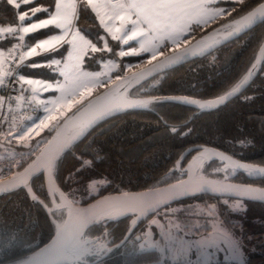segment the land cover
I'll use <instances>...</instances> for the list:
<instances>
[{"label":"trees","instance_id":"16d2710c","mask_svg":"<svg viewBox=\"0 0 264 264\" xmlns=\"http://www.w3.org/2000/svg\"><path fill=\"white\" fill-rule=\"evenodd\" d=\"M261 1L263 0H248L243 6L238 0L221 2L224 9L230 11L236 9L231 17H221L200 31L197 26L192 25L184 38L192 40L210 29L216 27L223 29L224 24ZM16 2L21 5L19 9L9 4L8 0H0V27L18 28L21 21L17 15L22 13L29 14L30 19L27 17L26 21L45 18L51 12L53 0H35L29 4H24L23 0ZM241 7L243 11L240 10ZM34 8H47L49 12H39L33 16ZM81 8L83 6L77 10L78 18L74 24H80L81 34L86 39H94L93 44H96V33L99 30L94 29L90 33L93 24L91 19H87L88 12L85 7L84 17L79 22ZM50 32L54 33V30L48 26L23 36L24 40L28 41L29 37L30 43H33ZM19 36V31L14 36L0 33V51L7 53L16 40L21 43L23 51ZM263 36L264 19L239 37L203 57L180 64L144 81L127 95L187 96L196 99L216 97L229 90L242 78ZM110 45L113 51L116 44ZM112 51H108L110 58H114ZM108 53L105 58H109ZM58 54L60 55L59 52ZM94 58L103 60V52H91V55L85 57L82 64L84 70L92 72L99 67L98 62L91 63ZM31 64L32 66H29ZM37 64L39 62L33 59L29 64H24L18 73L38 79L51 78L53 71ZM114 80L116 79L109 83ZM106 85L108 84L103 85L92 95ZM174 128L176 131H173ZM193 145L210 146L238 160L264 165V63L260 64L251 82L237 96L210 112L195 113L176 104L152 102L148 103L144 110H126L104 120L61 154L53 179L71 203L76 205L84 204L103 194L153 188L180 178L177 172H168V169L173 166V162L184 148ZM185 160L186 158L180 166ZM215 167L216 164L210 163L204 166V172ZM221 174L224 173L218 170L217 173L211 172L206 176L220 179ZM231 180L264 186V180L249 181L242 175H235ZM30 187L36 197L34 203L28 201L22 190L0 197V264H15L21 261L50 237L55 225L63 217V211H54L53 214L50 210L40 176L31 180ZM194 200L213 203L214 211L219 214L221 222L227 227L231 225L228 227L231 233L228 231L221 233L233 239L242 264L250 262L264 264L262 204L234 200L243 205L242 210H229L222 201L230 202L232 199L200 195L166 207L179 206ZM126 228V219L107 222L104 226L98 222L86 229L85 236L101 239L102 235L106 234L114 244L122 237ZM127 243L129 241L112 248L104 258L92 264H145L154 260L152 251L133 255L132 249L126 248ZM248 248L250 252L247 251Z\"/></svg>","mask_w":264,"mask_h":264},{"label":"snow or ice","instance_id":"6c2138e0","mask_svg":"<svg viewBox=\"0 0 264 264\" xmlns=\"http://www.w3.org/2000/svg\"><path fill=\"white\" fill-rule=\"evenodd\" d=\"M35 0H23L24 4L33 3ZM219 0H87V6L96 13L100 19L101 25L105 31L108 32L113 40L121 41L123 44H128L129 41H136L140 44L139 50L132 49L131 52L121 51L119 55L121 57L125 55H139L143 52H151V59L148 61L151 63L155 60L158 55H162V51H158L164 45L165 41H169L172 44L179 47V41L190 31V25L195 24L197 27H201L218 17L232 16V12L236 11L233 8L231 11L224 8H213L211 5L218 3ZM248 0H238L242 6L245 5ZM9 4L14 5L17 9L21 7L16 0H8ZM77 7L78 0H55V13L50 14L49 19L40 20L39 23H31L27 27H21L20 32L30 33L35 32L37 29L45 28L49 25H55L65 30V35L71 34L73 37L72 43L74 49H76L80 56L86 54L90 48L92 52L97 51H111L108 47L107 41H105L104 49H98L95 44L91 43L84 36L80 35L79 31L75 33H69V28L73 25V21L77 19ZM243 11V7L240 9ZM39 12H49L47 8H34L32 15L34 16ZM133 16L135 18H133ZM26 17H29L28 13L20 15L19 20L21 24L25 21ZM264 19V4L254 11L248 13L246 16L241 17L239 20H233L231 25H224L225 28H231L232 30L228 33L229 36L237 35L246 29H250L258 20ZM119 21V27H116L115 22ZM132 25L130 29L126 28V25ZM143 25V27H142ZM0 33H6L9 36H14L17 33V28L14 27H0ZM63 36L52 37L51 40H45L39 43L36 47L29 49L26 53H20L17 60L16 49L20 45H14L8 49L7 53L0 51V86H4L7 83L6 78L13 76L15 73L14 69L6 68V65L10 62H16L20 66L24 65L27 57L37 55V49L44 50L47 47H51L53 42L59 43L63 40ZM103 39V38H102ZM19 40L23 41L24 36L20 35ZM216 43L215 40L212 44ZM212 45L209 44L208 47ZM205 49H201V54ZM71 55V54H70ZM187 51L177 57L170 58V62L164 65L158 66V68L149 69L147 72L139 73L134 77L135 81L139 83L141 79H144L146 75L151 72L158 70L159 68L168 67L171 63L179 62L185 59ZM11 58V60H9ZM80 57L78 56L77 59ZM56 63H59L57 61ZM264 63V47L260 49V55L257 57L256 63L252 65V68L243 76V78L232 87V89L224 95L208 101L190 100L188 98H178V102L191 104L198 107L200 110H207L215 108L220 104H223L226 100L231 98L240 92L249 81L256 74V69ZM108 71H115L117 65L109 61L106 65ZM108 71L103 73H77L73 77L65 75V83L58 85L57 90L60 91L61 95L56 99L44 102L45 112L49 113L43 120L40 121L36 128V135H39L40 131L49 128L52 121L58 120L60 117H64L66 112L71 111L77 104H81L87 96H91L93 90L97 85H103L101 76H107ZM117 80H124L122 85H117V88L113 93L107 94L103 99L106 101L104 104L99 105L89 119L82 121L78 125L77 136L59 142L55 148L48 151L47 155L42 154L37 157V162H34L25 170V173L21 174L23 180L21 183L24 186H29V178H35L41 171L48 174L51 182V177L57 167V160L60 154L71 144L75 139H78L80 135L88 130L97 120L111 114L114 111H119L126 107H147L150 101H129L123 94L127 91V87L131 81L126 80L120 76L116 77ZM21 83V91H27L23 88L24 84L29 86L41 85L40 81L25 80L23 76L19 78ZM52 85H44L43 89L47 90L52 88ZM123 89V91H121ZM38 92L37 87H32L33 99H36ZM77 93L79 98L77 99ZM24 100V96L21 95L17 98V105ZM3 101L0 99V104ZM51 105V107H49ZM34 130L29 127L27 131L23 129L16 131L10 129L8 135L12 136L15 132L16 136L20 140L25 138H31L30 134ZM173 131H176L174 128ZM39 145V142H37ZM49 144L52 142L49 141ZM87 163V162H85ZM19 185L12 184L4 187H0V192L5 190H13ZM29 191L31 188L29 187ZM58 191V190H56ZM55 194V192L53 193ZM61 204H55L54 208L67 207L69 209V220L64 224L57 225L56 236L52 241L51 245L46 246L41 250L38 255H45L46 260L43 264H72L74 261H82L86 255H91L94 252L99 253L100 249L103 248L102 244L92 243L85 238L84 229L88 227L94 220L102 219V216L88 213H77L73 218V210L71 208V202L67 201V198L63 193H60ZM33 199H36L33 196ZM157 205H151L148 211H152ZM114 211H119L115 209ZM53 214H55L53 210ZM154 246V245H153ZM24 264H37L35 257L25 261Z\"/></svg>","mask_w":264,"mask_h":264},{"label":"water","instance_id":"95a60500","mask_svg":"<svg viewBox=\"0 0 264 264\" xmlns=\"http://www.w3.org/2000/svg\"><path fill=\"white\" fill-rule=\"evenodd\" d=\"M260 4H264V0L254 5L252 8L244 12L239 17L235 18V20H239L241 17L246 16L248 13L254 11L260 6ZM233 20L227 22L224 25H231ZM262 20L263 19L258 20L256 24H258ZM256 24H254L252 27H254ZM250 29H246L245 31L239 34L232 36L228 35V33L232 29L225 27L223 29H221L220 27H216L204 32L203 34L197 36L192 40H189L180 47L175 48L172 51L159 56L155 60H152L151 63L148 62L140 66L139 68L121 76L122 78L131 81V83L127 87V91L124 92L123 94L126 96V98L129 101H150V103L152 102L171 103V104L187 107L193 110L195 113H206L214 110L215 108L226 103L231 98L237 96L246 86L236 95L226 100L223 104H220L215 108H211L203 111L194 105L178 102V98H188L190 100H198V101L214 100L224 95L225 93L229 92L232 89V87L229 90L225 91L224 93L208 99H196L187 96L130 97L127 94L130 90L140 85L144 81L164 71L174 68L180 64L186 63L193 59L201 58L204 55L208 54L209 52L213 51L214 49L239 37L240 35H242L243 33L247 32ZM213 40H215L216 43L212 44ZM209 44H211L212 46L208 47ZM262 47H264V36L261 39L257 47V50L255 52L254 58L250 66L247 68L246 72L244 73V75L249 71L250 68H252V65L256 63L257 57L260 55V49ZM202 48H204L205 50L201 54ZM186 51H187V56L185 59L179 62L171 63L170 66L168 67L159 68L158 70L151 72V74L146 75L144 79H141L139 83L135 81L134 77L137 76L139 73L147 72L149 69L158 68V66L169 63L170 58L177 57L185 53ZM258 68L259 66L257 67V69ZM251 80L249 81V83L251 82ZM123 83H124L123 79L122 80L116 79L112 81L104 88H102L100 91L87 98L74 110L65 114V116L62 117L60 121L52 129L50 134L43 142L42 146L37 150V152L32 156V158L14 174L0 181V187L12 185V184L19 185L13 190H5L3 192H0V197L13 193L17 190H22L28 201L30 203H34L36 199H33V196H35V194L33 193L32 189L31 191H29L30 182L33 178H29V186H24L21 183V181L23 180L21 174L25 173V170L28 169L29 166L32 165L34 162L38 163L37 157H40L42 154L47 155L48 151L55 148L59 142L77 136L79 131L78 125L82 121L89 119L90 116L95 111V109L99 105H102L106 102L103 98L107 94L113 93L114 90L117 88V85H122ZM121 91H123V89H121ZM144 109H146V107L137 106V107H126L119 111H114L111 114L103 117L102 119L97 120L90 128H88L86 132H84L83 135H80L78 139H75L74 142H78L79 140H81L92 128H94L97 124L103 122L104 120L119 115L126 110H144ZM49 141H51L52 143L49 144L48 143ZM74 142L69 144V146L72 145ZM184 158H186V160L183 162L182 166H180V163L183 161ZM210 163H214L217 165L219 171L225 174L224 178L217 179L208 176H200L199 172L201 170V167L209 165ZM171 171L177 172L180 178L175 181L169 182L167 184L156 186L153 188H147L137 191L114 192V193L103 194L81 205H76L71 203V208L73 210V218H75L77 213L95 214L103 217L102 219L94 220L92 223L88 225V227L90 225L97 224L98 222H101L102 225L104 226L107 222H115L121 219H126L127 221V228L124 234L116 243H114L110 247H107L106 244L103 243V241H97L95 238H89L87 236H85V238L94 244L95 243L102 244L103 245L102 249L105 252H107L112 248L119 247L127 239V237L132 232V230L141 221H144L146 218L152 216L157 211L161 210L162 208L170 204L181 201L183 199L200 196V195L258 203L264 206V186L254 185L250 183L235 182L231 180L235 175H242L246 180L249 181L264 180V165H256L238 160L210 146L193 145L184 148L178 154L176 160L173 162V166L168 169V172ZM38 176L41 177L43 191L47 198L50 210L63 211V217L61 221L55 225L52 234L42 245L31 251L25 258H23L21 261L15 264H24L25 261H28L33 257L36 258L37 264H43V262L46 260V256L38 255V254H40L41 250L44 249L46 246L52 244V241L56 236L57 225L64 224L66 221L69 220V209L67 207L54 208V203L61 204L62 201H61L60 193L63 192L55 184L53 175L51 177V182L46 172L41 171L39 174L35 176V178ZM54 192L55 194H53ZM64 196L67 198L65 194ZM67 201L70 200L67 198ZM151 205H157V207H155L152 211H148V208ZM115 209H118L119 211L118 212L114 211ZM88 227L84 229V232ZM221 235L227 240L233 251L235 264H242L239 250L233 239L227 234L221 233ZM103 238H105V234ZM104 255L105 254L100 255L97 258H94L90 262L85 261V258L90 256V255H86L83 257L82 261H74L72 262V264H79L81 262L83 264H92L98 261L99 259L103 258Z\"/></svg>","mask_w":264,"mask_h":264},{"label":"rangeland","instance_id":"374dc122","mask_svg":"<svg viewBox=\"0 0 264 264\" xmlns=\"http://www.w3.org/2000/svg\"><path fill=\"white\" fill-rule=\"evenodd\" d=\"M227 0H219L218 3L211 5L213 8H223L221 2ZM230 1V0H229ZM232 1V0H231ZM83 6L87 9L88 15L87 19L90 20L93 24V27L90 28L91 32L94 29H98L99 31L96 33L97 35V43L95 46L98 49H104L105 41L108 43V47L111 49L110 44H116L115 49L112 51L114 58L109 57L108 51H97L96 53L103 52V60L99 61L97 58L93 59V61L98 62L99 67L95 71H86L83 68V62L85 57L91 55V49L89 48L86 54L80 56L79 52L74 49L73 47V37L71 34L65 35V30L58 28V31L48 33L45 37L40 38L38 40L33 41L30 43L29 37L27 40L22 41V48L21 51V43L16 40L14 45H20L16 50L20 53H26L29 49L36 47L39 43L45 40H51L52 37L55 36H63L64 39L61 40L59 43L53 42L51 47H47L44 50L37 49V55L30 57L31 59H27L24 64H29L33 59L36 62H39L37 65H43L47 70L53 71L54 74L52 76H56L55 80L48 82L47 80H41L36 78L26 79L25 80H33V81H40L41 85H32L29 86L25 85V88L30 93V98L33 97L32 87H37L38 92L36 94V99H33L37 103V111L35 114L30 117L29 119L23 122L22 128L24 131H27L29 127H31L34 131L30 134L31 140L32 139H40L45 140L47 138L48 132L54 128L60 117L56 121H52L49 128L44 129L43 131L39 132V135H36V131L39 129L36 128V125L40 123L49 113L45 112L44 102L49 100L56 99L61 95L60 91L57 90V86L65 83V75L67 74L70 78L75 76L78 72L79 73H103L108 71L106 65H108L109 61L114 62L117 65L115 71H108L107 76H101L100 79L103 81V85L109 84V82L113 79H116L117 76L123 73H127L128 71H133V69H137L140 65H144L148 63L151 59L152 53L151 52H143L139 55H125L121 57L119 53L121 51L124 52H131L132 49L139 50L140 44L136 41H129L128 44H123L121 41L113 40L112 36L105 31L104 27L100 23V19L97 17L96 13L92 11L90 7L87 6V0H78V8ZM81 8L79 12V22L82 20L81 18L84 17V10ZM48 16V17H47ZM45 16L43 19H49L50 13ZM27 18V17H26ZM133 18H135L133 16ZM219 18L211 21L208 24H205L199 28V31L212 24L213 22L217 21ZM43 19H39L43 20ZM39 21L32 22V23H39ZM29 21L23 22L26 23ZM75 20L73 21V25L69 28V33H75L79 31L81 34L82 32L79 30L80 24H74ZM87 21V23H91ZM31 24V23H30ZM28 25L20 26L17 28V33L21 27H27ZM116 27H119L120 22H115ZM195 25L191 24L190 26ZM189 26V27H190ZM196 26V25H195ZM48 27V26H47ZM132 25H126L127 29H130ZM52 28V27H51ZM38 30V29H37ZM36 30V31H37ZM30 33H23L19 31V35H29ZM82 35V34H81ZM83 36V35H82ZM185 36V35H184ZM184 36L179 41V47L186 42L189 41V38L186 39ZM103 38V39H102ZM86 39V38H85ZM89 40V39H88ZM91 43H94V39L89 40ZM110 43V44H109ZM11 46V48L13 47ZM178 48L176 45L172 44L169 41H165L164 45L158 51H162L163 53L170 52L173 49ZM60 53V55L58 54ZM109 58H105L106 56ZM111 53V52H110ZM71 54V55H70ZM80 57L77 59V57ZM161 56V55H158ZM157 56V57H158ZM28 58V57H27ZM98 60V61H97ZM59 61V63H56ZM36 65V66H37ZM29 66H32L29 65ZM22 66L18 65L17 68V76H23L18 73V70ZM64 73V74H62ZM51 75V74H50ZM52 85L53 87L47 90L43 89L44 85ZM103 85H97L92 93L97 91L99 88L103 87ZM25 92V91H24ZM23 92V93H24ZM26 94V92H25ZM77 99L79 98V93H77ZM51 107V105H49ZM67 113V112H66ZM28 139V138H27ZM218 168L215 167L211 171L204 172V166L201 167L200 176H206L212 172H218ZM220 174V173H219ZM225 174L220 175V179L224 178ZM233 181V180H232ZM238 182V181H235ZM257 185V184H254ZM260 186V185H259ZM222 204L227 207L229 210H242L243 205L238 201H222ZM160 215V216H159ZM59 222H57L58 224ZM231 226V225H230ZM230 226H228L230 228ZM226 225L221 222L219 214L214 211L213 203H209L208 201H190L188 203L179 205V206H171V207H164L161 210L157 211L155 214L150 216L139 228V241L134 243L129 241L126 244V248L132 249L133 255L143 252H151L154 253V260L149 263L145 264H234L235 258L230 248L227 240L222 238L221 232H230ZM220 234V235H219ZM109 238V237H108ZM238 242V238H236ZM131 245L132 247H130ZM154 245V246H153ZM248 252L249 248L247 249ZM129 253V251L127 252ZM245 261V260H244ZM246 264V263H245ZM249 264H254L250 262Z\"/></svg>","mask_w":264,"mask_h":264},{"label":"built area","instance_id":"2783aa9c","mask_svg":"<svg viewBox=\"0 0 264 264\" xmlns=\"http://www.w3.org/2000/svg\"><path fill=\"white\" fill-rule=\"evenodd\" d=\"M17 60L19 56L18 50ZM11 60V58H9ZM18 63L10 62L8 69H14L13 76L7 77V83L0 86V181L8 178L23 167L42 146L43 140L25 138L20 140L15 132L9 136V130L19 131L23 122L32 117L37 111V103L29 95L22 93L17 76ZM21 95L24 100L17 105V98ZM39 142V145L38 143Z\"/></svg>","mask_w":264,"mask_h":264},{"label":"flooded vegetation","instance_id":"af4514ba","mask_svg":"<svg viewBox=\"0 0 264 264\" xmlns=\"http://www.w3.org/2000/svg\"><path fill=\"white\" fill-rule=\"evenodd\" d=\"M149 218V217H148ZM148 218H146L144 221H141L133 230H132V232L129 234V236L127 237V239L124 241V242H126V241H132V242H134V243H137L138 241H139V239H140V237H139V234L137 233V232H139L138 230H139V228H140V226L148 219ZM103 236H104V234L102 235V238L101 239H96L97 241H103V243H105L106 244V246L107 247H110V246H112L113 245V243H112V240H111V238H108V236L105 234V238H103ZM123 242V243H124ZM122 243V244H123ZM110 250H112V249H110ZM109 250V251H110ZM109 251H107V252H109ZM107 252H105L103 249H101L100 251H99V253L97 254V253H94V254H92V255H90V256H88V257H86L85 258V261L86 262H90V261H92L94 258H97L98 256H100V255H102V254H105L104 255V257L107 255ZM103 257V258H104Z\"/></svg>","mask_w":264,"mask_h":264},{"label":"crops","instance_id":"0c3cea01","mask_svg":"<svg viewBox=\"0 0 264 264\" xmlns=\"http://www.w3.org/2000/svg\"><path fill=\"white\" fill-rule=\"evenodd\" d=\"M55 11H56V8H55V0H53V3H52V9H51V12H50V14L51 13H55ZM20 15H23V13L22 14H18L17 16H18V18L20 17ZM36 21H39V20H35V21H29V22H26V23H24V24H21L20 22H19V24H18V26L20 27L21 25L22 26H24V25H28V24H30V23H32V22H36ZM50 27H52V29L54 30V32H56V31H58V28L55 26V25H49ZM10 27H12V26H10ZM142 27H143V25H142ZM53 34H55V33H53ZM81 35V34H80ZM27 59H31L30 57H28V58H26V60ZM25 60V61H26ZM24 77V79L26 78V79H31V78H34V77H29V76H23ZM51 78H45V77H42V79L41 80H47L48 82H50V81H52V80H55V77L56 76H50ZM37 79V78H36ZM40 79V78H39ZM23 88L24 89H26L25 88V85H23ZM26 92V94L27 95H29L30 96V93L28 92V90L27 91H25ZM25 92H24V94H25ZM32 99V98H31ZM33 100V99H32ZM36 101V100H35Z\"/></svg>","mask_w":264,"mask_h":264}]
</instances>
